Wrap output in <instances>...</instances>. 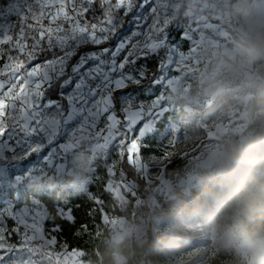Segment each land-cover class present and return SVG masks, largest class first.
Returning <instances> with one entry per match:
<instances>
[{
    "label": "snow or ice",
    "instance_id": "1",
    "mask_svg": "<svg viewBox=\"0 0 264 264\" xmlns=\"http://www.w3.org/2000/svg\"><path fill=\"white\" fill-rule=\"evenodd\" d=\"M0 8V264H39L37 257L57 243L63 226L53 221L45 230L47 218L38 208L17 207L26 192L24 162L49 148L43 156L48 163L89 143L106 161L102 191L111 195L118 167L121 180L127 179L125 160L129 167L142 166L141 150L151 147L167 111L163 90L172 82L169 73L186 67L200 45L184 29L178 40L169 38L173 21L162 10L163 0H6ZM185 40L193 44L187 52ZM57 80L60 91L53 100L47 94ZM157 87L150 101H138L129 91L153 94ZM112 151L117 158L107 163ZM88 199L93 207L86 215L94 219L102 198L91 193ZM68 204L56 205L57 216L74 226ZM88 229L81 224L75 235ZM13 234L22 235L16 245L8 242Z\"/></svg>",
    "mask_w": 264,
    "mask_h": 264
},
{
    "label": "rangeland",
    "instance_id": "2",
    "mask_svg": "<svg viewBox=\"0 0 264 264\" xmlns=\"http://www.w3.org/2000/svg\"><path fill=\"white\" fill-rule=\"evenodd\" d=\"M163 4L162 10L173 21L168 29L169 38L178 40L180 31L184 29L200 46L193 58L186 62V67L169 73L172 82L163 90L164 107L167 108L165 117L160 122L161 126L157 125L155 136L149 139L151 147L144 153L141 150V168L133 166L139 177L153 185L146 186L140 195L138 184L128 178L122 181L117 170L112 193L116 201L127 200L125 194L128 192L137 196V202L145 204L148 209L147 216L141 218L139 225L132 217V212L129 219L125 216L110 219L113 239L118 243L125 240L129 243L132 264H137L134 262L135 256H132L133 248H139L151 236L155 237L156 250L148 249L141 256L140 264H169L172 253L168 249V242L176 237L178 240L175 245H179L180 249L174 255L181 257L188 247L184 242V234L177 228L189 222L192 212L187 211V208L198 205L191 198V190L208 185L216 195L223 185L216 179L213 169L224 159L227 147L233 144L236 136L239 143L255 137L264 138V104L257 105L259 103L256 100L264 95V50L250 56L247 38L241 31L244 12L264 7L261 0H163ZM181 44L186 52L193 47L188 40L181 41ZM154 60L156 58L148 63ZM144 84L147 87L149 81ZM159 91L157 87L153 94L145 89L130 92L138 101H150ZM200 128L205 130L206 138L188 149L197 140ZM172 141H175L174 147L170 146ZM61 142L58 140L57 144ZM49 151L46 148L24 162V166L29 168L22 180L26 192L17 205L19 208L25 204L33 211L38 208L44 217L48 216V211L38 198L39 194L48 190L60 194L69 193L74 182H79L80 187L84 188L97 172L93 165L95 158L104 162L101 163L103 167L106 163L104 158L93 152L89 143H82L66 155L45 163L43 156ZM166 152L167 156L164 155ZM149 154H155V158ZM175 154L182 160L177 164L182 170L180 173L165 169ZM261 156L264 157V154ZM114 159L116 155L112 151L107 156V163ZM263 160L261 158L246 163L248 166L241 172V176L245 178L248 173L255 174L257 178L264 176ZM80 164H86L88 170L82 179H76L73 172ZM259 164L263 168L262 172L257 170ZM202 172L208 175L204 176ZM64 175L71 176L72 180L62 178ZM227 183L225 188L228 187ZM20 191L24 192L23 187ZM179 194L183 197H179ZM209 199L207 197V201ZM168 200L173 201L171 207L164 209V203ZM3 206L0 203V208ZM204 222L210 231L207 252L192 264H206L207 257L212 256L216 250L225 251L226 260L231 264H262L245 245L249 235L235 228L220 233L206 218ZM6 225L8 229L15 227L11 219L6 220ZM20 231L22 234L24 229ZM21 239L22 235L13 234L8 242L16 245ZM37 260L39 264H89L82 259L80 252L65 247L58 250L56 244H49L43 249ZM5 264L12 262L6 260ZM115 264H127V260L117 255Z\"/></svg>",
    "mask_w": 264,
    "mask_h": 264
},
{
    "label": "trees",
    "instance_id": "3",
    "mask_svg": "<svg viewBox=\"0 0 264 264\" xmlns=\"http://www.w3.org/2000/svg\"><path fill=\"white\" fill-rule=\"evenodd\" d=\"M5 2L6 0H0V4ZM184 22H186V20ZM105 46L107 45H103L102 47ZM90 49H92V46L82 48L81 51ZM155 62L156 60L152 63H148L150 69H155ZM59 87V80L54 81L51 90L47 94L48 97L57 99ZM135 90L138 89H129V91ZM256 100L259 103L257 105L264 104V95L258 97ZM159 126H161V123L158 127ZM197 137V140H195L194 144L189 146L188 149L193 148L198 141H203V139L206 138L205 130L200 128ZM255 138L239 143V138L236 136L233 144L227 147L224 159L213 169L216 174V179L223 187H226L227 181L229 186L233 177H235L234 179L236 180L241 176L245 162L237 158L242 156L248 148L249 143ZM144 151H146V149H142L143 153ZM260 154H264V143L260 146ZM169 160L170 162L165 165V169L178 173L182 172L181 168L177 166L182 160L176 154L172 155ZM101 163L104 162L99 158H95L93 165L97 168V172L92 175L90 182H86L84 188L80 187L79 182H74L71 187L72 190L69 191V193L60 194L57 192H49L48 190L38 195V198L43 202L48 211V216L46 217L47 221L44 223V227L46 230L50 229L53 221L57 224H62L63 231L56 234L58 238L56 249L60 250L62 247H65L67 250H76L80 252L82 259L89 264H115L117 255L124 256L127 260V264H132L129 243L127 240L118 243L113 239V229L110 224V219L116 216H125L129 219L132 212V217L135 219L136 224L139 225L141 218L147 216L148 209L145 204L137 202V196H133L128 192L125 194L127 200L121 202L116 201L117 204L114 203L112 194L103 193V185L107 177L105 175V167H103ZM149 165H152V163H149ZM123 169L127 174V178L134 180L138 184L140 195L143 194L142 192L145 191L146 186L153 185V183H147L143 178L139 177L134 167H129L126 160L123 164ZM117 170H119V167ZM257 170L258 172L263 171L261 164L258 165ZM202 173H204V176L208 175L206 172ZM97 176H99V179L96 178ZM62 178L72 180L71 176L64 175ZM31 193H33V191H31ZM91 193L100 195L102 198L101 205L96 206L94 219L86 215L87 211L93 207L88 199V195ZM214 195V192L209 189L208 185L191 190V198H193L198 205L200 204L199 207H202V205L208 202L207 197L211 198ZM178 196L183 197L181 194ZM62 200H65L66 203H63ZM172 202L171 200L166 201L163 206L164 209H169ZM67 203H69V207L74 209L73 214L76 217V224L74 226L60 220L57 216L56 205ZM76 205H79V208H76ZM198 205L196 207H188L187 211L193 212ZM224 215L229 217L227 220V225L229 227L227 229H216L218 232L224 233L235 228L241 230L250 237L255 234L264 235V176L257 178L255 174L248 173L243 179L239 193L234 196L230 208L226 209ZM233 217H235V219H232ZM84 223H87L89 226L87 234L75 235L76 230ZM233 224H235V227H232ZM148 249L156 250L154 236H151L139 248H133L132 256L136 258L134 262L140 264L141 256L145 255ZM226 258L227 253L225 251L216 250L213 252L212 256L207 257L206 264H231Z\"/></svg>",
    "mask_w": 264,
    "mask_h": 264
},
{
    "label": "clouds",
    "instance_id": "4",
    "mask_svg": "<svg viewBox=\"0 0 264 264\" xmlns=\"http://www.w3.org/2000/svg\"><path fill=\"white\" fill-rule=\"evenodd\" d=\"M262 5H264V0H261ZM243 35L247 38L249 44V55L254 56L259 54L264 50V7H258L254 11H246L243 14V25L241 27ZM264 143V138L256 137L250 143L248 148L242 154L241 157L243 162L249 163L261 158H264L260 154V146ZM87 165L80 164L77 166L73 175L76 179H82L84 173L87 172ZM243 183V178L238 181L236 188H233L229 195L221 199L216 210L205 209L203 207H197L193 210L194 215H203L206 220L213 226L214 229H227V220L229 217L224 215L226 209L231 206L232 199L234 198L236 192L238 191V186ZM232 219H235L233 217ZM235 227V224L232 225ZM178 237L170 240L169 246L175 245ZM245 245L253 254V257L264 264V235L255 234L248 237L245 241Z\"/></svg>",
    "mask_w": 264,
    "mask_h": 264
},
{
    "label": "bare ground",
    "instance_id": "5",
    "mask_svg": "<svg viewBox=\"0 0 264 264\" xmlns=\"http://www.w3.org/2000/svg\"><path fill=\"white\" fill-rule=\"evenodd\" d=\"M250 164V162H249ZM246 168H243V170ZM246 174V171L243 172V175ZM243 178L239 177L236 179L233 183L231 188L227 189L225 187L222 188L216 195L211 197L209 201L204 204L202 207L205 209H211L215 210L218 207V204L221 199L226 198L229 193L232 191L233 188H236L238 185V181ZM242 183L238 186V191L236 194L239 193L240 187ZM235 194V195H236ZM189 222L184 223L180 225L177 229L184 234L183 238L185 239L184 242L186 246L188 247V250L183 253L181 257H178L174 255V252L180 249L179 245H172L169 246V251H171L172 258H169L168 263L169 264H192L193 262H196L198 259H201L207 252V245L208 242V236L205 232V229L207 228V225L205 224L204 216L203 215H189Z\"/></svg>",
    "mask_w": 264,
    "mask_h": 264
},
{
    "label": "built area",
    "instance_id": "6",
    "mask_svg": "<svg viewBox=\"0 0 264 264\" xmlns=\"http://www.w3.org/2000/svg\"><path fill=\"white\" fill-rule=\"evenodd\" d=\"M0 11H3V9H2V8H0ZM12 19L14 20V19H15V17H13ZM41 59H43V57H41ZM112 197H113V196H112ZM113 200H114V203H115V204H117V202H116V199H115L114 197H113Z\"/></svg>",
    "mask_w": 264,
    "mask_h": 264
},
{
    "label": "water",
    "instance_id": "7",
    "mask_svg": "<svg viewBox=\"0 0 264 264\" xmlns=\"http://www.w3.org/2000/svg\"><path fill=\"white\" fill-rule=\"evenodd\" d=\"M247 166H248V164L245 163L244 168H247ZM231 186H232V184H231ZM231 186H228L227 189L231 188Z\"/></svg>",
    "mask_w": 264,
    "mask_h": 264
}]
</instances>
